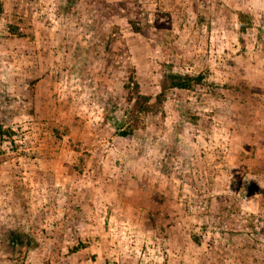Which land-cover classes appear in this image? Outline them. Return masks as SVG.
<instances>
[{
	"label": "rangeland",
	"instance_id": "obj_1",
	"mask_svg": "<svg viewBox=\"0 0 264 264\" xmlns=\"http://www.w3.org/2000/svg\"><path fill=\"white\" fill-rule=\"evenodd\" d=\"M0 125V264H264V0H0Z\"/></svg>",
	"mask_w": 264,
	"mask_h": 264
},
{
	"label": "trees",
	"instance_id": "obj_2",
	"mask_svg": "<svg viewBox=\"0 0 264 264\" xmlns=\"http://www.w3.org/2000/svg\"><path fill=\"white\" fill-rule=\"evenodd\" d=\"M164 80L163 82L166 80V81H169V86L170 87H181L183 88L184 86L187 85L186 82H184L185 78L186 77H183L182 75H179V74H172V73H168L164 76ZM119 121H120V124L123 125L124 124V121L125 119L123 120V117L121 116L119 118ZM1 125H0V132H1ZM133 130H132V127L131 126H128V127H125L122 129V131H120V135L121 136H127V135H130L132 134ZM200 195L202 196H205L203 193H200ZM222 197L221 195H218L216 198H220ZM210 200H212L210 197H208ZM212 207V206H211ZM215 208V207H214ZM219 208V207H218ZM220 211V210H219ZM17 241L14 242V244H17V245H20V246H23V247H28L29 246V242L28 241H23L22 237L21 239H16Z\"/></svg>",
	"mask_w": 264,
	"mask_h": 264
}]
</instances>
